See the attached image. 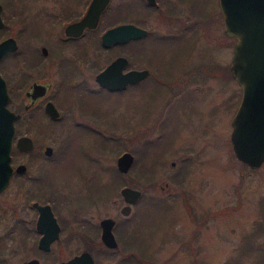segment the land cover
<instances>
[{
    "label": "rangeland",
    "instance_id": "1",
    "mask_svg": "<svg viewBox=\"0 0 264 264\" xmlns=\"http://www.w3.org/2000/svg\"><path fill=\"white\" fill-rule=\"evenodd\" d=\"M190 7L192 18L199 22L195 41L146 42L148 45L142 48L156 60L161 58L166 77L171 80L191 68L194 74L188 86L180 90L156 86L150 77V84L139 95L137 88L130 94L104 88L89 93L77 90L70 95L71 103L81 96L83 110L95 115L96 121L85 118L86 128H74L68 120L51 127L18 123L17 132L28 129L27 135L35 145L49 143L57 151L47 159L28 154L23 162L48 167L46 179L54 180L52 187L57 191L51 192L52 199L62 209H74L75 200L80 198L83 202L79 209L89 211L92 217L121 216L119 209L125 202L119 188L90 203L88 182L91 177L93 181L98 177L99 184L111 180L116 156L124 150L132 151L133 167L126 174L121 172L118 179L121 185L136 183L144 190L131 204L132 213L127 214L132 226L126 227L124 245L132 240V248L148 259L144 264H264V235L246 238L254 222L260 221L264 227L259 202L264 196V161L257 167L243 163L229 139L230 119L241 93L229 72L234 39L223 31L217 0H192ZM107 55L102 51L99 62ZM166 99L170 100L165 103ZM201 129L203 133L198 131ZM61 132L68 135L59 141ZM190 136L195 148L193 158L181 185H175L170 180L174 175L169 165L172 157L163 150L171 142L191 140ZM98 144L103 147L100 152ZM13 156L20 160L19 155ZM146 166L153 168L150 179L141 174ZM27 175H33L31 168ZM28 187L26 180L19 186L12 178L2 198L7 204H20L22 199L16 195ZM181 210H191L196 221L182 228L176 218ZM191 227L193 234L187 245ZM128 261L123 263L143 264Z\"/></svg>",
    "mask_w": 264,
    "mask_h": 264
},
{
    "label": "flooded vegetation",
    "instance_id": "2",
    "mask_svg": "<svg viewBox=\"0 0 264 264\" xmlns=\"http://www.w3.org/2000/svg\"><path fill=\"white\" fill-rule=\"evenodd\" d=\"M91 1L0 0V41L9 38L14 44L0 56V75L9 95L8 107L19 113L14 121L10 151L13 169L7 185L0 190V264H117V261L122 264L125 259L137 263L148 261L132 248V240L124 245L126 227L131 223L127 214L132 213V210L126 213L119 210L121 216L114 213L92 217L89 211L62 209V205L52 199L48 187L50 179H46L48 167L23 162V157L28 154H35L36 158L41 159H47L52 154L55 156L56 149L49 143L37 146L33 138V146L28 150L18 149L14 145L18 135L29 134L28 129L17 132L18 123L28 121L30 124L36 122L38 127H51L68 120L74 128H86L83 124L85 118L96 121L95 115L83 110L81 96L78 95L76 102L71 103L70 95L77 90L89 93L96 91L95 88H104L118 92L126 90L130 94L137 88L139 95L150 84V77L155 79V82L151 80V84L169 89H184L191 83L194 74L191 68L182 71L185 73L183 79L181 72L180 76L171 80L166 77L161 58L156 60L142 48L148 45L146 42L195 41L199 22L196 23L192 18V0H105L96 19H85ZM187 8L189 12L185 11ZM119 23L133 24L145 32L108 45L102 44L101 34ZM102 51L108 55L100 63ZM118 55L125 57L121 69L123 72L130 69H147V72L135 80L127 81L123 87L108 89L95 80V74ZM169 100L166 99L165 103ZM47 102L56 108L55 115L46 111ZM202 130L198 131L203 133ZM61 133L59 141L68 135L66 132ZM190 139L171 142L163 150V153H170L172 157L169 165L174 168V175L170 180L175 185H181L189 171L195 149L193 136ZM46 145H50V153L44 152ZM130 152L133 154V163L134 153ZM15 154L19 155L20 160L14 159ZM166 162L167 157L163 159V163ZM19 163L25 167L16 171L14 168ZM29 168L33 170V175H27ZM23 175L34 180V183H27L28 189L16 195L22 199L20 204H7V200L2 198V191L12 178L17 180L19 186L24 185L25 180L29 179H23ZM46 203L50 211L37 208L36 204ZM190 212L181 210L176 214L182 228L196 221V216ZM104 216L113 218L111 231L115 246H108L101 240L100 219ZM192 227L190 239L185 242L187 245L191 243ZM73 243L75 245L70 249ZM82 252H87L91 258ZM81 253L83 257L76 258Z\"/></svg>",
    "mask_w": 264,
    "mask_h": 264
},
{
    "label": "water",
    "instance_id": "3",
    "mask_svg": "<svg viewBox=\"0 0 264 264\" xmlns=\"http://www.w3.org/2000/svg\"><path fill=\"white\" fill-rule=\"evenodd\" d=\"M105 0H92L85 19H96ZM222 14L223 31L234 40L231 45L229 72L241 89L238 105L230 119L229 139L235 155L250 167H257L264 161V0H218ZM84 19V21H85ZM145 30L129 23H119L107 28L101 34V42L108 45L127 39ZM9 38L0 41V56L8 48L13 47ZM125 57L118 55L95 74V80L108 89L120 88L127 81L135 80L144 75L147 69H130L122 71ZM9 95L3 77L0 75V190L8 183L12 172L10 150L14 137V121L19 113L8 107ZM46 111L55 115L56 108L50 102L46 103ZM18 149L32 148L33 141L29 135H18L14 140ZM50 145L44 148L50 153ZM133 160V154L124 150L115 158V166L120 172L128 170ZM25 165L19 163L16 171L23 170ZM124 204L120 211L130 210L141 194V190L130 185L119 187ZM40 210L50 211L49 204H36ZM113 218L104 216L100 219V237L108 246H115L116 241L111 231ZM86 256L90 255L87 252ZM76 256L82 258L83 254ZM92 264V263H91Z\"/></svg>",
    "mask_w": 264,
    "mask_h": 264
},
{
    "label": "trees",
    "instance_id": "4",
    "mask_svg": "<svg viewBox=\"0 0 264 264\" xmlns=\"http://www.w3.org/2000/svg\"><path fill=\"white\" fill-rule=\"evenodd\" d=\"M154 142H156V141H154ZM67 143L70 144V140H68ZM156 143L158 144V141ZM99 146L100 145L98 144V147H97V151L98 152L103 150L102 149L103 147H99ZM132 167L133 166L131 165L130 168L127 170V172L131 171ZM113 170H114V175L112 176V179L108 180L107 182H103L101 184H99V182H98L99 181L98 177H97L96 181L91 180L92 179V177H91L90 182H88V188H89V195H88V198H87L88 202L91 203V202L94 201L95 198L101 197L102 195H107L111 190L117 192L119 186H121V181L118 178H119L120 175H122V173L116 168V166L113 168ZM124 173L126 174V172H124ZM152 173H153V168L151 166L143 167V169L141 170V174L143 176H145L147 179H150L152 177ZM21 177L23 179H29V177H27L25 175H23ZM52 181L54 182V180H52ZM48 182H49L48 183V187L50 188V191L53 194L57 193V191L52 187L53 184L51 183V181L48 180ZM27 183L29 185H31V184L34 183V180L29 179V180H27ZM126 184L138 187V185L136 183L128 182ZM64 185H66V183H64ZM27 189L28 188H26V190ZM141 189L144 190L143 187H141ZM143 190H142V192H143ZM141 195H142V193H141ZM75 201H76V205H75L74 209L81 208L83 200L80 199V198H77ZM259 202H260V205H261V214H262V216H264V196L260 197V201ZM254 223H255L254 228L247 234L246 238L249 237V236L264 235V227H263L262 223L260 221L254 222ZM263 255H264V249H263Z\"/></svg>",
    "mask_w": 264,
    "mask_h": 264
}]
</instances>
